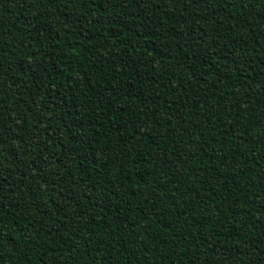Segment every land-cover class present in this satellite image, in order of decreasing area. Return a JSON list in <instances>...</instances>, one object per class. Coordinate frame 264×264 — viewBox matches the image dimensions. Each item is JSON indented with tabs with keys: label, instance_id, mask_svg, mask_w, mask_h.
<instances>
[{
	"label": "trees",
	"instance_id": "1",
	"mask_svg": "<svg viewBox=\"0 0 264 264\" xmlns=\"http://www.w3.org/2000/svg\"><path fill=\"white\" fill-rule=\"evenodd\" d=\"M0 264H264V0H0Z\"/></svg>",
	"mask_w": 264,
	"mask_h": 264
}]
</instances>
